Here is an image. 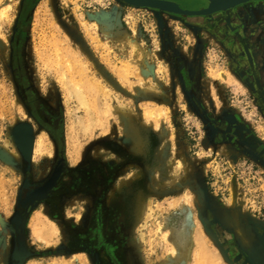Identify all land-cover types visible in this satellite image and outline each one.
Returning <instances> with one entry per match:
<instances>
[{"label":"rangeland","instance_id":"374dc122","mask_svg":"<svg viewBox=\"0 0 264 264\" xmlns=\"http://www.w3.org/2000/svg\"><path fill=\"white\" fill-rule=\"evenodd\" d=\"M242 6L0 0V264L17 258L13 129L33 126L43 178L57 117L69 171L29 218L25 264H235L222 231L263 262L264 157L244 136L264 139V108L229 46L234 16L264 27V1Z\"/></svg>","mask_w":264,"mask_h":264},{"label":"flooded vegetation","instance_id":"af4514ba","mask_svg":"<svg viewBox=\"0 0 264 264\" xmlns=\"http://www.w3.org/2000/svg\"><path fill=\"white\" fill-rule=\"evenodd\" d=\"M167 1L177 4L184 10H199L201 8L207 7L209 4V0H197L199 4L196 6L187 4V2L184 0ZM263 1L264 0H249L230 8L241 7L239 11H237L236 15L239 16L244 13L247 8L243 7L242 5H252L255 3L258 4L262 3ZM236 16L233 17V19L235 20L234 31H232L233 33L231 34L238 42L239 47L241 48V52H237L235 50V45L230 44L229 47L231 53L236 55V59L238 60V64L240 65V77L259 96V98L261 99L260 102L264 108V27H262V25L259 26V24L254 21L255 16L245 18L248 20L247 23L242 20L239 21L238 18H235ZM236 23H238V25ZM26 88L28 89L29 87L27 86ZM28 92L29 91H27V93ZM20 125L21 127L19 125H17L18 127L16 126L17 128L15 127L17 132L16 137L15 128L13 129L14 140H16V142H18L17 144H19L20 146L26 144L28 138L31 137L32 146L29 159L27 158V155L18 152L19 155L17 159L18 163L21 164L22 169L24 168V179L18 193V201L14 209V217L11 223V230L14 237L13 255L15 252V255L18 258L21 257V259L15 258L13 256L14 258L11 259V264H25L29 260L30 256H28V252L31 250L28 245L27 238L29 218L35 208L38 205H41L43 202H49L50 207H48L47 209H52V200H54L53 198L57 196L60 191V185L63 179V175L69 171L68 159L64 154V141L62 132L63 126L60 123V118L57 117V119H55V126L45 125V128L49 131L52 139L54 140V143H52V145L54 146L55 154L53 157H51V165L49 167V171L43 178H35V172L33 170V126L27 125L29 127V130H26L23 127V125L25 124ZM244 140H246L250 148H252L256 152L259 151L261 157H264V139L258 138L257 135L250 132L245 134ZM27 160L31 162L30 169L26 165L25 161ZM219 237L223 245H225L227 253L230 254V257L234 260L235 264H264V255H261L259 257L263 261L262 263H260L257 256L254 258H249L239 249L235 250V246L231 245L230 235H227L222 231ZM258 244L264 251V235L260 238ZM112 260L115 259L112 258ZM113 264H119V262L115 261V263Z\"/></svg>","mask_w":264,"mask_h":264},{"label":"water","instance_id":"95a60500","mask_svg":"<svg viewBox=\"0 0 264 264\" xmlns=\"http://www.w3.org/2000/svg\"><path fill=\"white\" fill-rule=\"evenodd\" d=\"M130 5L135 7H148L159 10H166L170 12H181L185 14H201V13H211L218 10H223L226 8L233 7L235 5L247 2L249 0H209V4L205 9L198 11H189L178 9L176 4L167 0H122ZM21 127V125H19ZM18 127V126H17ZM16 127V128H17ZM24 129L29 130V127L25 123L23 125ZM16 128H15V137H16ZM31 137L28 138V141L24 145H20L19 148L24 155H27L29 159L31 154L32 141ZM18 143V142H17ZM19 145V144H18Z\"/></svg>","mask_w":264,"mask_h":264},{"label":"bare ground","instance_id":"6f19581e","mask_svg":"<svg viewBox=\"0 0 264 264\" xmlns=\"http://www.w3.org/2000/svg\"><path fill=\"white\" fill-rule=\"evenodd\" d=\"M15 142H16V140H15ZM17 143V142H16ZM18 258V257H17ZM18 259H21V257H19Z\"/></svg>","mask_w":264,"mask_h":264},{"label":"built area","instance_id":"2783aa9c","mask_svg":"<svg viewBox=\"0 0 264 264\" xmlns=\"http://www.w3.org/2000/svg\"><path fill=\"white\" fill-rule=\"evenodd\" d=\"M109 3V2H108Z\"/></svg>","mask_w":264,"mask_h":264}]
</instances>
